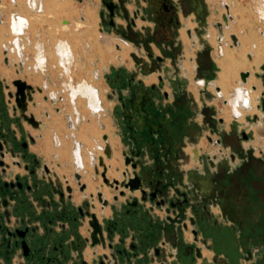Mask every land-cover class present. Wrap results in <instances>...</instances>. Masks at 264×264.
Segmentation results:
<instances>
[{"label":"rangeland","instance_id":"rangeland-1","mask_svg":"<svg viewBox=\"0 0 264 264\" xmlns=\"http://www.w3.org/2000/svg\"><path fill=\"white\" fill-rule=\"evenodd\" d=\"M63 1H68L65 3L68 6L66 12L62 11ZM225 1L236 15L237 27L244 31L241 35L249 37L245 42L251 43L249 47L246 44L245 51L238 48L235 52L232 80L236 79V86L242 81L241 71L252 70L242 67L243 57L253 64V68L257 69L261 63V59L255 55L264 48V0H203L204 13L199 16L202 23L199 24L198 36L199 43L204 46L201 50H198L197 45L194 47L180 25L181 20L185 22L189 16L194 15L192 8L187 13L180 12L174 26L168 29L158 28L154 20L138 21L137 25L133 26L129 19L135 6L134 2L123 0L124 4L120 9L122 15L115 16L116 26L112 28L110 36L101 31L103 18L98 10L102 7L104 9L102 0L92 3L91 11L94 16L88 15L85 22L79 15L78 19L68 20L71 17L70 12L73 13L76 6L70 0H52L50 4L46 3L44 11V6L40 4L33 8L27 4L29 9L36 11H29L28 15L22 13V7L10 9L8 12L6 6H9V3L10 6L14 5L13 1L0 0V141L6 144L7 140L9 144L14 141L15 135L19 140L16 153H24L23 143L27 142L28 146L30 144L28 132H36L26 116L29 120L33 119L39 127L42 125L39 119L41 110L36 109L33 105L35 102L40 107L46 105L50 109L56 134H67L66 139L60 136L59 143L61 146L65 143L70 149L72 147L76 163L83 165L82 181L87 184L88 174H91L94 180L101 179V182L95 185L97 192L104 191V181L102 182V176H95L89 166H94L93 162H96L97 166L101 160L99 175L103 172V167L108 169L106 158L100 156L102 152H99V146H103V134L110 135L111 149L114 145V153L117 151L120 155V164L117 166L133 171L126 159L129 157L134 162H140L136 170L144 178V189L149 193L147 200L141 201L140 191L130 192L124 188V194L120 195L118 190L113 189L114 179H108L105 183L111 194L109 197L103 195V199L112 200L108 204H112L115 220H120L123 214V220L113 231L111 239L119 264H153L150 253L155 255L157 248L165 261L167 246L170 245L178 249L180 260L182 259L184 264H202L205 251V257L214 264H264V137L257 134V124L247 119V116L254 117L256 114L260 116L258 123H261L263 113L257 109L252 113L251 105L244 103L246 92L240 95L234 89L230 97H224L218 85L222 70L220 60L224 58L223 48L229 45L225 37L222 50H219L216 38L218 29L213 22L214 19H221L220 15H215V7L222 8L221 3ZM21 2L24 3V0ZM212 27L216 32L205 36L204 30L210 32ZM122 36L129 41L128 45L119 38ZM60 41H66L64 50L58 45ZM237 42L236 38L235 43ZM230 43H233L231 39ZM118 44L131 47L128 54L122 58L120 50L116 47ZM133 52H136L138 60L133 59ZM250 52L253 53L251 60L248 56ZM114 57L117 59L114 60ZM259 72L263 74L261 66ZM120 74H125L124 85L121 81H116ZM45 75L48 80L43 81ZM159 76H162V80H159ZM36 77L39 81L35 83ZM254 78L255 84L264 90L263 79L256 76ZM14 80L26 81L34 88V91L28 89L20 96L24 102L21 108L26 111L25 114L15 99L17 88L13 84ZM201 80L205 81V85L199 84ZM40 82L41 85H35ZM153 87L155 90L151 91ZM140 89L150 93L152 109L165 108L160 121L164 122L167 115H170V118L177 122L171 124L172 133L167 132L162 136L161 130L155 132L150 124V111L142 119L135 115V108L139 109L140 106L137 97ZM164 91L170 93V99L162 97ZM207 93L212 95L210 101L205 98ZM222 97L227 100L226 105ZM222 107L231 110L230 120L221 113ZM226 114L229 115V112ZM48 115V111L45 112L47 119ZM221 118L225 123L220 122ZM47 119L44 123H49L50 119ZM130 120H133V124ZM155 120L153 116V121ZM143 128L146 131H143ZM89 134L93 137H89ZM147 135L161 138V143L156 144L158 139L153 140L150 136L147 138ZM208 136L212 137V141ZM216 138L221 140V145L215 144ZM84 142L87 145L85 160L81 153V143L83 145ZM168 142L171 143L169 146ZM195 145H198L199 151L202 152L199 162L191 157L189 150ZM4 146L7 162L8 156L12 159L13 155H7L8 148ZM58 153L61 156L59 151ZM214 154L219 156L215 166L211 163V156ZM4 158L0 156V160ZM25 161L34 166L31 158ZM38 161L37 173L44 177L42 179L38 176L37 184L52 178L53 187L60 188L64 193V197L60 198L56 192L57 203H70L73 197H69L66 187L70 183L69 180L65 176L60 178L61 180L58 179L54 172L51 173L54 177L45 173L42 158H38ZM12 162V166L18 165ZM23 162L22 157L18 163L23 165ZM11 165L6 167V172L0 167L1 182L15 180L13 173L7 174ZM63 166L67 167L68 164ZM19 169L21 177L29 175L23 166ZM55 177L60 180V187L56 184ZM75 182L73 186L80 192V187L76 180ZM30 183L33 181L30 180ZM11 192L0 191V214L4 221V199L10 202L8 207L12 208L11 205L16 204V197H20L17 188L11 189ZM151 192H156L154 198L151 197ZM113 194L118 196L117 200L112 198ZM32 199L39 206L33 196ZM87 199L91 201L89 197L83 198L82 201ZM134 199L140 200L137 211L133 213L135 217L124 216L121 211ZM46 200L54 201L51 197ZM84 202H81L79 207H82ZM94 205L96 206L92 211L90 207V211L96 213L97 205H102L97 196ZM158 205L163 208L171 207L172 213L158 211ZM11 208L9 210L12 213V221L16 226L20 222ZM100 210L103 211L101 207ZM104 215L98 219L102 221ZM192 215L197 219V225L192 227L189 222V226L190 229L198 231L197 241L192 233L185 229V222ZM139 216L149 222V227L155 232L154 238H146L143 241L141 227L134 224L138 227V234L135 226H132V222L137 221L135 218L138 219ZM77 221L86 237L90 238L89 217L84 213L82 216L78 215ZM165 229H171L172 234L168 236ZM133 233L139 237L136 235L135 239H132ZM106 240L107 243L110 242L107 233ZM164 241L167 246H161ZM86 247L87 261L90 264L92 258L97 261L98 257H92L88 246ZM197 248L200 258L195 257ZM106 249L109 250L107 246ZM191 249L194 253L188 254ZM214 259H217V262H214Z\"/></svg>","mask_w":264,"mask_h":264},{"label":"flooded vegetation","instance_id":"flooded-vegetation-1","mask_svg":"<svg viewBox=\"0 0 264 264\" xmlns=\"http://www.w3.org/2000/svg\"><path fill=\"white\" fill-rule=\"evenodd\" d=\"M122 1L123 0H102L104 9L102 7L99 10V15L101 18H103L101 31H105L107 34H111L112 28L116 26L115 16L119 14L122 15L120 10L122 5L124 4V2ZM133 2L135 6L131 10V17L129 19L130 24L136 26L138 21L145 22L154 20L156 24H158L157 27L162 29L173 27L175 24V20L180 15V12L181 14L187 13L192 8L195 11L194 15L189 16L185 20V22L181 20L180 25L183 27L187 37L192 41L194 47L197 45L198 50L204 49V46L199 43L198 37L200 33L199 24L202 23L199 19V16L204 13L203 0H133ZM221 5L222 8L215 7L214 13L217 17L221 13L222 20H214L213 22V25L217 24V41L220 51L222 50V42L224 41V31L230 26L228 23V19L231 20L230 15L227 13L229 8L228 4L221 3ZM223 7L224 9L226 8V10L222 11ZM226 17H228L227 20L225 19ZM190 20H192V22ZM106 26L110 27L111 29L107 30ZM204 32L205 36L206 34H210L208 30H204ZM119 38L125 44H129V41L123 36ZM133 54L136 55V52H133ZM133 59L138 60V56L136 59L135 57H133ZM135 74L136 72L131 76L134 77ZM158 78L159 80H162V76H159ZM116 81H121L124 85L126 83L125 74H120L119 78H116ZM199 84L205 85V81L201 80ZM217 89L218 91L220 90L219 87H217ZM154 90L155 88L153 87V90L151 91ZM149 95L150 93L148 91L140 89V93L137 95L138 100L140 101V106L139 109H137V107L135 108V115H138V117L140 116L139 119H142V117H146L148 115V112L150 111V121H152L150 124L153 126L155 132L161 130L163 136V134L170 132V128L172 127L171 124L177 122L174 119H171L170 115H167L164 122L160 121L161 116L164 113L163 110L165 108L158 107V110L152 109L150 107L151 98ZM214 96H216V94H214ZM162 97H164L165 99H170V93L168 91H164ZM205 98L207 99V101H210L212 99V95L210 93H207L205 95ZM153 116L155 117V121L157 122L153 121ZM221 121H223V118H221ZM130 122L133 124V120H130ZM143 131H146L145 128H143ZM149 136L150 135H147V138ZM150 137L153 140L158 139L153 135ZM208 137L209 140L212 141V137ZM168 139H170L169 135ZM160 140L161 138L158 139L156 144L161 143ZM120 141H122L121 137ZM170 144L171 143L168 142V146ZM215 144L221 145V140L216 138ZM4 145H6L9 149H13L15 156L16 151L19 149L18 143L15 144L14 141H10L8 144L7 141V143ZM22 148L24 152L22 153V156L24 157V160H26L28 143L24 142ZM189 150L191 157L195 158V161L199 162L202 158V152L199 151L198 145L191 146ZM9 153L11 152H7V155H9ZM214 155L211 156V163L215 166L216 160L219 159V156L217 154ZM233 156L235 157L234 154ZM1 160L4 162V165L0 164V167L5 171L6 167H10V165L6 162V155L4 158L5 161L3 159ZM32 162L34 166H31L29 163L25 165V168L29 174L28 176L23 178L20 175H15V180H5L4 182H1L0 180L1 192L8 193L11 192V189L17 188L19 190L18 196H20L16 197V204L11 205L16 213V218H18L20 222L16 226H14V222L12 221L11 217L12 213L11 210H9V208L11 207H8L10 202H8L6 199H4L3 201L5 207V221L3 220V216L0 214V264H90L87 259H85L83 254V251L86 248V240L79 233V225L77 221L78 215H84V210L81 209L82 207L74 208L75 205H73L71 202L67 203L66 205H59L55 200H46V198H44V195L49 196L50 194L53 195L56 192L59 194L60 192L62 194V197H64V193L60 188H54L52 185V181L48 184L46 180H42L43 178L40 179L42 181H39V183L37 184L36 181H38L39 174L37 173L36 166L39 165V161L38 159H35L32 160ZM126 170L130 174H132V170L129 171L127 168L123 169L122 171H120V169H117V173L122 177L123 173ZM8 173L9 172L7 171V174ZM30 180L33 181L32 184H34V186L30 183ZM60 186L61 185H59V187ZM204 189L206 190V187H204ZM12 196L14 197V195ZM32 196L34 197V199H36L39 206L35 204V201L33 202ZM136 207L137 205H134L133 200L129 202V206L127 208L123 210L121 209V212H124V216H134L133 213L137 211ZM161 207L158 208L162 209ZM171 213L172 209L168 206L167 214ZM122 215L120 220L116 219V221L114 219L110 224L112 229L120 225V221L123 220ZM189 217L185 222V228L187 229H189V222H191V224L194 226L197 225V219L195 218V216L192 215ZM135 220L137 221L132 222V226H135L138 234L142 232V234L144 235L142 237L144 238L143 241L146 240V238L151 239L155 237V232H153L154 230L149 227V222L145 220L144 217L139 216L138 219L135 218ZM135 223L138 224V227H141L140 232L138 230V227L134 225ZM26 229H28L26 233V241L29 248L28 256L25 255L24 248L21 245L22 238L18 234H16L17 230L24 231ZM138 234L133 233V239H135L136 235L139 237ZM91 261V264H97L96 261L93 260V258Z\"/></svg>","mask_w":264,"mask_h":264},{"label":"crops","instance_id":"crops-1","mask_svg":"<svg viewBox=\"0 0 264 264\" xmlns=\"http://www.w3.org/2000/svg\"><path fill=\"white\" fill-rule=\"evenodd\" d=\"M8 1V0H7ZM11 1H13V4L14 5H11L10 6V3H9V6H6V8L8 7V12H9V10L10 9H18L19 7H22L23 8V12L22 13H25V15H28V13H29V11H31V12H34V13H36V11H33V10H31V9H29L28 7H27V4H29L30 6H31V3H33V4H35V6L37 5V4H40V6H44L43 7V11L45 10L44 8H45V5H46V3H48V4H50L51 2H52V0H24V3H22L21 2V0H11ZM29 1L31 2V3H29ZM71 1V3L72 4H74V5H76L77 7H78V12H71V17L70 18H68V20H74L75 18H77L78 19V15L80 16V19L83 21V22H85V21H87V16H88V11L90 10V9H92V7H91V5H92V3H94L96 0H70ZM20 2V3H19ZM7 4V3H6ZM25 4V5H24ZM14 6V7H13ZM32 8L34 7V6H31ZM99 11V10H98ZM24 15V16H25ZM16 17H18V16H16ZM26 17V16H25ZM262 66V65H261ZM242 72V71H241ZM255 76V75H254ZM44 79L45 80H48V76L47 75H45V77H43V81H44ZM34 81H35V83L36 82H38L39 81V78H35L34 79ZM34 83V84H35ZM35 85H41V82L39 83V84H35ZM201 85V84H200ZM253 85H255V84H253ZM258 86V85H257ZM39 87V86H38ZM251 88V87H250ZM258 90H259V88H258ZM257 90V91H258ZM260 91V94H261V89L259 90ZM260 94H259V96H260ZM40 95V94H39ZM258 97V96H257ZM256 97V98H257ZM223 98V97H222ZM38 99V98H37ZM35 100H36V98H35ZM226 102V99H224L223 98V102ZM34 102V101H33ZM46 103V102H45ZM34 106H36V109H39V110H41V113L39 112V119L42 121V125H41V127H39V126H37V127H35V126H33V128L36 130V132L35 133H33V134H31L30 132H28L29 133V138H30V144H29V146H28V154H26V158H31V160H35V159H38V158H42V161H43V170H44V172L45 173H47V174H49V175H53V174H51L52 172H54L56 175H57V177H58V179H63V177L65 176V178H67V180H69V184H67V186H71V188H72V191H71V193L70 192H68V194H69V197H73V198H71L70 199V202L73 204V205H75V206H77V207H79V205H80V203L82 202H84V201H82L83 200V198H90L91 199V201L90 200H88L90 203H92L93 205H94V201H95V198H96V196H97V192H96V195L94 196V198H92L91 197V195H92V193H90V192H87V184L86 183H84L82 180H83V174H84V167H82V168H80V169H77V166H76V162H75V158H74V156H73V153H74V151L72 150V147H71V151L69 152V155H70V160H69V158L68 157H66V158H64V159H62L61 158V156L59 155V153H58V148L61 146L60 145V141H59V138H61V137H63L64 136V134H60L59 132H57L58 133V135L56 134V130L54 129L56 126L55 125H53V123H54V120H53V116H52V114H50V109L48 108V106H46V105H43L42 107H40V105H36V103L34 102V104H33ZM42 105V104H41ZM225 105H226V103H225ZM32 108V107H31ZM46 108H47V110H46ZM33 109V108H32ZM36 109H34V111H36ZM43 110V111H42ZM48 111V113H49V118L48 119H50V120H48L44 115H45V112H47ZM55 115H58L59 116V114H55ZM45 119H47L48 121H49V123H47V122H45L44 123V120ZM57 119H61V118H57ZM235 119V118H234ZM220 122L221 123H225V121L223 120V121H221V119H220ZM31 124V123H30ZM81 126V125H80ZM80 126H78V127H80ZM65 127V126H64ZM70 127V126H69ZM77 127V128H78ZM62 130H63V128H61ZM55 130V131H54ZM14 133H16V132H14ZM105 135H108L109 136V138H110V135L108 134V133H105V134H103L102 135V138H103V136H105ZM61 136V137H60ZM65 136H67V134L65 135ZM65 136H64V138H65ZM74 136V135H73ZM89 137H93L92 136V134H89ZM13 138H14V142H15V144L16 143H18V141L19 140H17V136H16V138H15V135H13ZM96 138V137H95ZM95 138H94V140H95ZM66 139V138H65ZM111 140V139H110ZM67 142H68V140H67ZM70 142V141H69ZM68 142V143H69ZM119 143V141L117 142V144ZM70 144V143H69ZM87 145L85 144V142H84V144L82 145V143H81V147H82V150H81V153H82V155H83V158H84V160L86 159V157H87V151H86V149H85V147H86ZM113 146V149H112V157H113V153H114V150H116L115 149V147H114V145H112ZM89 148V147H88ZM51 149H53V152L51 151ZM90 149V148H89ZM99 152L101 153L102 151L99 149ZM22 153H16L15 154V156H12V159H11V157L10 156H8L9 157V161L7 160V162L9 163V165H11L10 164V162H12V160L14 161V162H12L13 164L14 163H17L18 165H14V166H12L11 165V168L10 169H7V171L9 172V171H11V172H9V173H13V175H22V173H21V171H20V169L19 168H22V166L24 167V169L26 170V168H25V163L27 164V161H25L24 160V162H23V165L21 166L18 162H19V160L23 157L22 155H21ZM80 154V153H79ZM104 156L105 157V155H104V153L102 152L101 153V155L100 156ZM24 158V157H23ZM72 158V159H71ZM106 158V157H105ZM107 160H110V159H108V158H106ZM112 159V158H111ZM233 159H235V157H233ZM62 160V161H61ZM17 161V162H16ZM82 161L83 160H81V163H82ZM53 162H54V164H53ZM68 164V166L67 167H64L63 165L64 164ZM95 164H96V162L94 163V166H89L90 167V169H91V171L93 170V173H94V175L95 176H100L101 177V175H99V174H97V172H96V169L98 168V170H99V168L101 167L100 165H99V163H98V165L97 166H95ZM83 166V165H82ZM46 167V168H45ZM117 169H120V171H122L123 170V168H121L120 166H116L115 167V172H117ZM77 170V171H76ZM27 171V170H26ZM28 172V171H27ZM20 173V174H19ZM77 173H79L80 175H81V183L82 184H85L86 185V188L84 189V190H81L80 189V192H77L76 190V188H74V186H73V184H75L76 182H75V174H77ZM119 175V174H118ZM39 176H40V174H39ZM41 178H43L44 176H40ZM52 177H54V175L52 176ZM118 176H116V178H117ZM56 178V177H55ZM102 178V177H101ZM47 179V178H46ZM57 179V178H56ZM58 179H57V182H56V184L57 185H59L60 184V180L58 181ZM48 181L49 182H53V179L52 178H50V179H47L46 180V182L48 183ZM75 182V183H74ZM102 182H103V179H102ZM78 183V182H77ZM103 184H105L104 182H103ZM78 185H79V183H78ZM66 186V187H67ZM79 187H80V185H79ZM55 188V187H54ZM111 190H112V188H110ZM114 189V188H113ZM120 190H122V189H120ZM119 190V191H120ZM68 191V190H67ZM119 191H118V193H119ZM59 192V191H58ZM59 196H60V198H63L62 197V194L59 192ZM116 195H114L113 194V199H114V197H115ZM52 198V199H54L55 201L57 200V198H56V193H54L53 195H44V198ZM98 198V197H97ZM103 198H104V196H103ZM86 200V201H87ZM99 200V199H98ZM106 200H108V199H106ZM111 201L112 200H108V202L109 203H111ZM125 202V201H124ZM123 202V203H124ZM100 203V202H99ZM122 203V204H123ZM126 203V202H125ZM96 205H94L93 207H91V211H92V209L95 207ZM100 207L102 208V210H105V211H108V213L106 214V215H104L103 217H102V223L103 224H107V223H112L113 222V220L115 219V215H114V211H113V207H112V204H107V205H105V206H103V204L102 205H100ZM162 209H159L158 207H157V209H158V211H161V212H166L167 213V207H165V208H163V207H161ZM190 226H192V227H194V225H190ZM190 226H189V229H187V228H185L188 232H191L192 233V235L194 236V238H195V235H194V229L193 228H191L190 229ZM87 229V228H86ZM172 229V228H171ZM171 229H165V231L168 233V236L169 235H171L172 234V230ZM115 230V229H114ZM79 233L84 237V239H86L87 237H86V235H85V233L83 232V228H81V226H79ZM88 233V232H87ZM90 233V232H89ZM191 236V235H190ZM197 241V240H196ZM188 242H190V241H188ZM163 243H165V245H163V246H167V243L164 241V242H161V246H162V244ZM86 246H88V248H89V250H90V254H91V256L92 257H98V256H101V255H103V254H107V255H111L112 253H115L113 250L114 249H111V248H109L108 246V248H109V250H107L106 248H100L101 247V245H98V246H96V247H94V248H91L90 247V245H89V243L88 242H86ZM87 248V247H86ZM86 248L84 249V251H83V254H84V257H85V259H86ZM169 248L170 249H172L174 252H177L178 251V249L177 248H174V247H172L171 245L170 246H167V250H166V260H168L169 261V258H168V255H167V252H168V250H169ZM189 253H191L190 251L188 252V254ZM142 255V254H141ZM162 253H161V255H158L157 253L155 254V255H153V253H150V256H151V260H152V263L153 264H161V262H163L164 260H162Z\"/></svg>","mask_w":264,"mask_h":264},{"label":"water","instance_id":"water-1","mask_svg":"<svg viewBox=\"0 0 264 264\" xmlns=\"http://www.w3.org/2000/svg\"><path fill=\"white\" fill-rule=\"evenodd\" d=\"M106 29L107 30H110L111 28L108 27V26H106ZM261 70H262V73L263 74H261L260 72H257L255 74V76L257 78L263 79V84H264V63L261 66ZM240 75H241V79H242L243 83H247L248 82V79L251 76V74H250L249 71L241 72ZM13 84L17 88V91L15 93V99H16L17 105L19 106L20 109H22L21 108V103H20V96L21 95H24L25 92L28 89H31L32 91H34V88H33V86L28 85L26 81H21V80H14L13 81ZM257 90H258V86L257 85H253L251 87V92H254V91H257ZM256 102H257V104H256V107L255 108L258 111H261L264 114V90L261 91L260 97L256 98ZM225 103H227V101ZM252 108H253V106L250 107V109H252ZM22 112L25 114L26 111H24L22 109ZM256 116L257 115L255 114L254 117H256ZM247 118L249 119V116H247ZM26 119H27V121H29V123L32 124V126H35V127L38 126V125L34 124L33 122H31V120H29L28 116H26ZM103 138H104V140L107 141V138L108 137L107 136H104ZM6 143H7V140H6ZM9 151L14 156V150L11 149V148L10 149L8 148L7 149V152H9ZM104 153L109 158L112 155V149H111V146H110V144L108 142H106V146H105ZM5 155H6V153L4 151V143L2 141H0V156L4 158ZM126 161H127V164H131V166L133 168L132 174H130L126 170L123 173V176H122V179L121 180L119 178H114V180H113L114 181L113 188L115 190H118V191L120 189H123V188L126 189V190H129L130 192L140 191L141 192V201L142 200L143 201L147 200L148 197H149V193H148V191L146 189H144V178L136 170V168L140 164V162H138V161L137 162H134L129 157L126 159ZM0 164L4 165V162L2 160H0ZM99 165L102 166L101 160L99 162ZM103 168H104V170L101 173V176L103 178L104 183H106V182H108V178H107V175H106L107 168L106 167H103ZM75 179L79 183L80 189L81 190H84L86 188V185L81 183V175L79 173L75 174ZM67 190H68V192L71 193V191H72L71 186H67ZM119 194L120 195H123L124 194V191L123 190H120L119 191ZM97 195H98L99 201L103 204V206H105V205L108 204V200L103 199V194L101 192H98ZM155 196H156V193L153 192L151 194V197L154 198ZM91 197L94 198V194H92ZM114 199L117 200L118 199V196H115ZM139 201H140L139 199H134V205H137L138 206L139 205ZM158 206L161 207L160 205H158ZM90 207H93V205L90 204L89 201H85L84 204H83V206H82V208H81L83 210L85 209V212H83V214L85 213L89 217V226H90L89 232H90V238H86L85 239L86 242L89 243V245H90L91 248H94V247H96L98 245H101L103 248H106V246H108L109 248L114 249V246H113V243H112V240L111 239H112L113 231H114V229H116V227H114V229H112L110 223H107L105 225L102 222H100V220L98 219V216L96 215V213L90 211ZM141 207L143 208V206H141ZM144 211H146V210L144 209ZM27 231H28V229H26L24 231L23 230H17L16 231V234H18L22 238L21 245L24 248V251H25V255L26 256L29 255V248H28V244H27V241H26V233H27ZM106 233H107L108 239L110 241L108 243H107V240H106ZM193 233L195 235V239L197 240L198 231L197 230H194ZM162 245H165V243H163ZM120 252H122V251H120ZM156 253L158 255H160V250L158 248L156 249ZM191 253H194V251L192 249H191ZM167 255H168V258L174 259V260H172L171 262L168 261V260H165V261L161 262V264H184L183 261H182V259L180 260L179 251L174 252L172 249H170V251L168 250ZM195 257H197V258H200L201 257V255L199 253V248H197L196 251H195ZM214 262H217V259H214ZM96 263L97 264H119V260L117 259L115 253H112L111 254V258L107 254H103L101 256H98Z\"/></svg>","mask_w":264,"mask_h":264},{"label":"bare ground","instance_id":"bare-ground-1","mask_svg":"<svg viewBox=\"0 0 264 264\" xmlns=\"http://www.w3.org/2000/svg\"><path fill=\"white\" fill-rule=\"evenodd\" d=\"M210 1V0H209ZM212 1V0H211ZM64 2V4H63ZM62 2V11L63 12H66L68 11L67 10V7L66 4L68 3V1H63ZM66 3V4H65ZM226 3V1L224 2ZM220 4V3H219ZM227 4V3H226ZM229 6V5H228ZM264 7V6H263ZM220 8V7H219ZM74 12H77L78 11V7L75 6V9L73 8ZM92 9H90L88 11V15H90L91 17L94 16V12L91 11ZM226 10V8H225ZM69 11H71V9L69 8ZM264 11V10H263ZM71 13V12H70ZM218 13V12H216ZM229 15H230V18H231V21L228 19V23H229V30H225L224 31V37H226L227 39V42L230 43V39L232 40L231 38V33H234L235 37L237 38V44L232 48L230 49L229 46L227 47H224V58L220 60L221 62V66H222V70L220 71V74H219V79H218V85L220 87V89L222 90V93H223V96L224 97H230V93L232 90L236 89L237 92L241 95L242 93L246 92V89H250V87L255 84V78H254V75L259 72L260 70V66L264 63V48L263 49H260L259 52L260 53H257L255 56L256 58L259 57V59H261V63H260V66L258 65L257 69L256 68H253L251 67L253 64L246 60L244 57H243V60L241 61L242 63V67H244V69H249V68H252L251 70V76L250 78L248 79V83L244 84L243 81L239 82L238 85L234 86V82L236 79H233L232 80V75H233V70H234V64L236 61V59L234 58L235 56V52L237 51L238 48H242L244 51H245V48H246V44H247V47L250 46L251 43H247L245 42V40L247 41V39L249 38H245V35H241V33L243 34L244 31L243 30H239V27H237V21H236V18H235V14L234 12L228 8V12ZM263 15H264V12H262ZM228 18V17H226ZM138 19V18H137ZM215 20V19H214ZM192 22V20H190ZM194 22V21H193ZM68 24V23H67ZM239 30V31H238ZM261 30V29H260ZM215 29L212 27L210 29V34H214ZM227 32V33H226ZM220 33V32H219ZM209 34V35H210ZM216 34V33H215ZM263 34V33H262ZM107 35H110L111 34H107ZM186 35V33H185ZM260 35V34H259ZM264 35V34H263ZM210 37V36H209ZM223 37V38H224ZM217 38V37H216ZM230 38V39H229ZM189 39V38H188ZM62 42V43H61ZM65 42L66 41H60V43H58V45L60 47H63L65 45ZM68 43V42H67ZM66 43V44H67ZM226 43V42H225ZM253 44H257L256 42H252ZM263 43V46L264 47V41L262 42ZM69 45V43H68ZM58 47V46H57ZM59 47V49H60ZM67 47V46H66ZM117 47V46H116ZM121 47V46H120ZM65 47H63V50H64ZM69 49H70V45H69ZM68 50V48H67ZM71 50V49H70ZM131 50V47H126L125 45H123V47L120 48V54H121V58L123 55H126L128 54V52ZM249 50V48L247 49V51ZM260 56H263V57H260ZM133 57H135V59L137 58V56L134 54ZM221 58V57H220ZM117 58L114 57V60H116ZM190 61V60H189ZM156 70V69H155ZM189 70V69H188ZM237 79H238V73H237ZM233 81V82H232ZM256 85V84H255ZM259 90H260V87H258ZM262 89V88H261ZM254 91L252 93H249L246 97H245V104L248 105L250 104L251 106H253L252 108V113H255V105H256V97L258 96L259 97V94H260V91ZM20 103H21V106H23L24 102L21 101L20 99ZM229 112V115L226 114V112ZM221 113L228 119L230 120V116H231V110L229 108H221ZM248 119V118H247ZM31 122H33L35 124V122L33 121V119H30ZM249 121H252L254 122V124H257L256 126V132L257 134H259V136H262L264 137V114H263V117H262V122L261 123H258L259 120H260V116H256V117H250L249 116ZM204 144V142H203ZM51 151L53 152V149H51ZM58 151L60 152L61 156L63 157H68L70 158V155H69V152L71 151V149L64 143L62 146H60L58 148ZM196 153V152H195ZM198 153V152H197ZM120 155L119 153L116 151L115 153H113V157L112 159L110 160H105L106 164L108 165V169H107V172H106V175H107V178L112 180L114 178H116V176H118L116 173H115V167L120 164ZM86 163V162H85ZM91 173V172H89ZM86 181H87V192H90V193H94L96 194V190H95V185L96 183H100L101 182V179L97 178V180H94L91 176V174H88V176L86 177ZM103 189L104 191L102 192L103 195H105L106 197H109L111 192L109 191L108 189V186L106 184L103 185ZM94 206V205H93ZM97 212H96V215L98 216V218L101 217L102 214H107L108 211H101L100 210V207L97 205ZM89 229V228H88ZM84 232V231H83ZM85 233V232H84ZM206 251L203 253V259H202V264H213L210 259L206 258L205 255H206Z\"/></svg>","mask_w":264,"mask_h":264},{"label":"built area","instance_id":"built-area-1","mask_svg":"<svg viewBox=\"0 0 264 264\" xmlns=\"http://www.w3.org/2000/svg\"><path fill=\"white\" fill-rule=\"evenodd\" d=\"M32 6H35V4H31ZM222 11H223V9H222ZM229 14V13H228ZM220 15V18H221V13L219 14ZM226 20L228 19V18H225ZM218 20H222V19H219L218 18ZM214 26H216L217 27V24H215ZM225 30H229V28L228 29H225ZM102 36V35H101ZM104 36V35H103ZM102 38V37H101ZM231 38H232V40L231 41H233V43L231 44V43H228L227 45H229V47L230 48H233L234 46H235V39H236V37H235V35L234 34H232L231 35ZM224 40H225V37H224ZM102 41H104L103 39H102ZM224 43V41L222 42V44ZM120 44H118L117 45V49L118 50H120ZM248 56H249V58H250V60H251V58L253 57V53L252 52H250V53H248ZM194 59H192V61H193ZM242 72H244V71H242ZM246 72V71H245ZM250 74H251V72H250ZM241 77V76H240ZM248 83V82H247ZM244 84H246V83H244ZM253 86V85H252ZM251 86V87H252ZM246 93H247V95L249 94V93H252L251 92V88L250 89H246ZM260 97V96H259ZM258 98V97H257ZM256 100V99H255ZM225 102V101H224ZM257 104V103H256ZM255 107H256V105H255ZM69 126H71V124H70V122H69ZM106 136V135H105ZM104 137V136H103ZM108 138H107V141L106 140H104V138H103V146L101 147V146H99L100 147V150L104 153V150H105V146H106V142H108L109 144H110V138H109V136H107ZM72 139H74V136L72 135ZM104 155H105V157L106 158H108V159H111L112 158V155H111V157L109 158L105 153H104ZM76 162V161H75ZM95 162H93V164H94ZM76 166H77V169H80V168H82L83 166H82V164L81 165H78L77 163H76ZM97 171V174H99V170H98V168L96 169ZM119 177V179L121 180L122 179V177L119 175L118 176ZM76 180V179H75ZM99 192V191H98ZM97 192V193H98ZM95 196V195H94ZM97 197H98V195H97ZM99 199V198H98ZM100 202V201H99ZM101 203V202H100ZM90 204H92V203H90ZM102 204V203H101ZM93 205V204H92ZM110 258H111V255H108ZM172 260H174V259H170L169 258V261L171 262Z\"/></svg>","mask_w":264,"mask_h":264}]
</instances>
